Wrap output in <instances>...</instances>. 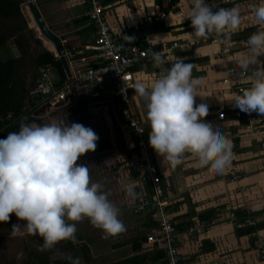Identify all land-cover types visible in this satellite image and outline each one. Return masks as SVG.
<instances>
[{
    "label": "crops",
    "instance_id": "obj_1",
    "mask_svg": "<svg viewBox=\"0 0 264 264\" xmlns=\"http://www.w3.org/2000/svg\"><path fill=\"white\" fill-rule=\"evenodd\" d=\"M28 1L30 0H19V9L23 15L24 24L26 21L27 29L33 32L34 37L41 42L42 48L46 51L45 54L50 57L48 64L40 66L48 65L49 68H55L53 79L63 82L67 74L57 58L54 46L41 35L25 7V3ZM31 1L35 2L46 26L60 38L67 63L94 56V53L87 48L94 42V28L83 16L85 0ZM224 1L226 4L235 2L241 5L243 14L241 25L232 31V35L241 36L243 31L247 30L248 34L247 36L245 34L244 42L240 46L225 40V38H230L225 36L227 27L219 30L222 33L220 36L223 37L221 45L209 44L207 38H189L187 33L193 29L190 20L185 17L190 0H170L168 7L164 10L165 18H155L153 20L155 22L152 23L149 21V14L153 6L152 0H102L105 19L116 34L130 35L148 28L152 31L151 38L154 37L155 44L171 45L173 42H177L179 45L167 58L163 68L158 69L151 64H145L138 70L136 83L144 82L146 86L150 85L153 79L169 69L177 59L183 58L186 63L191 62L193 65L192 76L199 81L198 96L195 99L197 102L200 98L209 100L211 105L208 111L202 112L201 115L218 124L224 135L231 133L234 136L233 161H230V164L221 173L211 170L210 163H203L199 153L195 150L186 151L182 156L181 163L172 167L148 145L151 162L157 168L162 179V188L169 189L166 196L167 212L179 229L191 224L195 219L215 218V212L226 211L225 215H227L232 209L249 212L264 208V125L261 130L256 131V128L247 126L242 120L229 118L228 114L227 119L223 122L217 119L219 109L233 107L231 101H228L233 95V88L223 83L226 78L227 63L230 61L239 67L238 53L246 48L245 42L249 35L257 30H264V26L257 24L251 16V6L258 4L260 0ZM205 3L208 4L209 0H205ZM70 53L73 56L70 57ZM258 59L264 61V54L260 55ZM28 60L32 63L33 71L36 74L37 67L30 59ZM57 63L61 64V70L56 67ZM35 76H32L30 84ZM243 82L247 88L250 86L248 74L243 78ZM133 95L137 106L142 100L136 92ZM84 106L90 109H95L94 106H97L100 109L98 112L100 120L106 121V123L111 122L114 128L119 131L121 146L115 153L120 160L122 155L119 152L128 140L124 117L115 114L112 108H109V115H106L101 110L97 98L90 93L86 86H77L74 89V98L69 101V105L53 115H58L66 120L71 114L82 112ZM73 117L72 120L75 121L76 117ZM69 119L72 123L71 118ZM149 130L148 127L147 132ZM232 170H235L238 175L235 180L229 174ZM112 178V186L108 190H117L116 192L121 194L125 185H133L137 194L145 190L144 186L140 188L141 186L136 183L133 177L126 174V171L116 176L113 174ZM260 182H262V190H254ZM146 188L149 189V187ZM120 190L122 192H119ZM147 192L149 195L150 192L148 190ZM116 195L113 197V201L119 202L121 205L119 210L122 213L119 211L118 217L124 223L125 230L123 232L104 238L102 234L92 233L89 230L84 238L77 239L78 241L76 238L70 240L73 247L71 250L65 246L62 240L57 242L53 248L49 249L53 250L50 254L51 258H49L58 262L56 264H71L68 257H79L81 264H160L163 256L161 245H150L144 240L150 234H158L155 223L148 222L151 220L147 219L145 212L123 211L122 206L130 199L126 198L122 201L118 198L119 195ZM221 219L203 234L181 240L178 247L181 257L180 264H264V261H258V251L253 248L256 240L264 239V220L258 221L261 226L254 233L238 235L237 227L227 224ZM23 225L24 223L21 227ZM131 226L134 228L132 229ZM11 238L0 239V246L11 243ZM67 259L69 262L66 261ZM30 264H38V262L30 261Z\"/></svg>",
    "mask_w": 264,
    "mask_h": 264
},
{
    "label": "clouds",
    "instance_id": "obj_2",
    "mask_svg": "<svg viewBox=\"0 0 264 264\" xmlns=\"http://www.w3.org/2000/svg\"><path fill=\"white\" fill-rule=\"evenodd\" d=\"M251 16L264 26V0L251 6ZM185 18L193 29L187 33L191 39L207 38L225 27V36L230 37L241 25L243 14L239 3L222 4L213 11L205 0H190ZM124 38L131 41L134 36ZM245 43L237 63L248 74L250 86L228 101L244 113L264 116V61L258 59L264 54V30L250 34ZM152 60L155 66L164 63L159 51H152ZM192 68L191 62L180 58L150 85H133L143 101L150 129L148 144L172 167L181 163L186 151L195 150L203 163L221 173L232 159L231 141L218 124L201 115L211 105L202 98L196 101L199 81L193 78ZM97 140L91 127L64 119L21 123L17 131L0 138V222L8 221L10 213L26 221L22 227L13 224L11 235L39 236L38 249L43 251L61 240H74L75 222L84 218L102 230L104 238L125 230L108 193L100 190L99 182H90L88 165L76 163L84 153L95 150ZM124 191L130 200L136 198L133 185H125ZM68 259L81 264L79 257Z\"/></svg>",
    "mask_w": 264,
    "mask_h": 264
},
{
    "label": "built area",
    "instance_id": "obj_3",
    "mask_svg": "<svg viewBox=\"0 0 264 264\" xmlns=\"http://www.w3.org/2000/svg\"><path fill=\"white\" fill-rule=\"evenodd\" d=\"M153 6L150 12V23L156 19H164L165 9L170 0H152ZM226 4L224 0H209L208 5L216 8ZM105 8L102 0H85L83 10L84 18L94 28V42L87 46L94 56L87 59L74 60L68 64L70 76H66L65 81L58 82L53 79L49 72V66H39L36 69V77L29 86L26 96V112L21 118L39 120L53 115L58 111L64 110L69 101L74 98V89L77 86H86L92 95L97 98L102 111L109 115V108L115 114L122 115L128 131L123 149L119 152L127 160L126 166L135 173V179L145 188L136 195L134 200L127 201L122 210L130 213H139L144 210L150 213L151 220L155 223L158 231L157 235L150 234L146 237V243L154 246L161 245L163 256L160 264H180L179 244L184 238H189L203 234L208 228L216 225L219 218L198 219L191 224L179 229L167 212V200L169 189L162 188L161 179L157 168L153 165L150 158L148 144L146 142V132L148 124L145 120V109L143 101L136 106L134 101L136 84V73L145 64L153 66L152 51H159L164 59V63L173 51L178 48V43L171 45L155 44L151 39L152 31L145 28L142 32H133L128 36L134 39L127 41L124 35L116 34L107 23ZM154 19H153V18ZM208 43L221 45L218 34L213 32L207 37ZM224 52V51H223ZM68 55V54H67ZM73 54L70 53V57ZM155 66L161 69L164 65ZM226 78L224 84L233 88V94L240 93L247 88L243 78L247 75L237 64L227 63L225 67ZM156 74V73H155ZM229 118L242 120L249 127L261 130L264 125V116L256 112L244 113L235 107L221 108L217 112V119L221 122ZM6 118H11L8 114ZM0 116V122H3ZM20 119L16 117L15 120ZM13 120L12 122H14ZM7 127L4 124L0 132ZM225 136L231 141V152L234 150V136L226 133ZM137 174V176H136ZM230 177L235 180L238 178L235 170L230 171ZM137 184V185H138ZM146 187H149L146 193ZM230 210L227 213L229 223L237 228L254 226L258 220L250 216L240 221L237 215ZM255 248L261 261H264V243L258 239L255 241Z\"/></svg>",
    "mask_w": 264,
    "mask_h": 264
},
{
    "label": "rangeland",
    "instance_id": "obj_4",
    "mask_svg": "<svg viewBox=\"0 0 264 264\" xmlns=\"http://www.w3.org/2000/svg\"><path fill=\"white\" fill-rule=\"evenodd\" d=\"M25 7H27V3H25ZM25 24H26V21H25ZM25 24H24L23 17H19V18L8 17L5 19H0V32L9 34L6 40L5 46L0 49V54L2 58H6V57L8 58L12 56L16 59H20V57L25 53V59H26L25 82L29 86L32 76L36 75L35 72L33 71L32 63L28 60L29 57L27 56L28 54L26 53V51L21 49V46L18 44L16 40V37L13 34H11L10 31H8L15 27H19L23 29L25 26L27 28V24L26 25ZM219 30L220 29L216 30L215 33L218 34V37L222 43L221 38L223 37L220 36L222 35V33H220ZM245 34L247 36L248 34L247 30L243 31V34L241 36H234L233 34L230 36V38L228 39L225 38V40L227 42H233V45L240 46L244 42ZM226 41L223 40V42H226ZM54 71H55V68L53 67L49 68V72L51 76L55 74ZM94 107L95 109H90L84 106L82 108L83 110L82 112L78 114H73V115L71 114L72 116L76 117V120L74 122H78L87 127H91L98 135V140L96 142L95 150L84 153L82 156L78 158L76 163L88 165L90 182H99L102 185L100 190L107 192L109 200H111L114 203V205L119 209L121 205H119L120 204L119 202L115 203L113 201V197H116L117 196L116 194H118L119 195L118 198H120L122 201L126 200L127 197H126L125 191L122 192V190H120L119 192H122L120 194L116 192L117 190H108V189L111 188L112 186V182H113L112 175L114 174L116 176L126 171L125 167L122 165V162L118 160L119 158L117 154L115 153L121 146L120 145L121 135H119V131H117L114 128L111 122L106 123V121L100 120L99 118L100 116L98 114L100 109L97 106H94ZM57 120H63V119L62 117H59L58 115H56L50 119H47L46 117L41 118L39 119V122L40 124H46V123H50L52 121H57ZM65 122L70 124L69 117L66 118ZM232 158H233V155H232ZM232 161L233 159H231V162ZM254 190H262V182H260V184H258V187ZM119 213H122V212L120 211ZM219 213L220 214L218 216L219 218H222L221 221H224L227 224H230L229 221L227 220V215H225L226 211H222ZM245 214L250 216L252 219H256L258 221L264 220V208L262 210H254V211H249V212L247 211L245 212ZM136 216L138 217L137 214ZM75 223H76V232H75L76 240L84 238L85 234L88 233L89 230H91L92 233L102 234V230L93 227L88 222L87 218H84L81 221L75 222ZM7 226H8L7 221L0 222V236L8 233L4 231V229H1V228L7 229ZM131 228L133 229L134 227L131 226ZM23 237H21V235H18L17 237H12L14 241L11 238V243H9L10 245H12V248H10V245L8 243L5 244L4 246H0V264H5L9 261H11L9 263H12V264L15 262H17V264H24L25 262H27V259L29 257L31 261H36L39 264V257L37 256L33 257L31 253L34 250L36 252H39L38 245L41 243L42 240L38 241V243H35L34 241L36 240V238L37 239H42V238L39 236H33V235H27V234L23 235ZM262 241L264 243V239ZM253 248H255V244L253 245ZM8 250H10L11 253H9ZM257 258H258V261H261L258 256Z\"/></svg>",
    "mask_w": 264,
    "mask_h": 264
},
{
    "label": "trees",
    "instance_id": "obj_5",
    "mask_svg": "<svg viewBox=\"0 0 264 264\" xmlns=\"http://www.w3.org/2000/svg\"><path fill=\"white\" fill-rule=\"evenodd\" d=\"M19 5H20L19 0H0V19H5L6 17H13V18L22 17L20 13ZM8 31H10V33L16 37L18 44L21 46L23 50L26 51V53L29 56V59L34 63V65L36 67L42 65L40 58L43 54L46 53V51L42 48L41 42L34 37L33 32L27 29L26 27L23 29L19 27H15ZM8 36L9 34L0 32V49L5 46ZM165 63L164 65H166ZM164 65L162 66V68L164 67ZM56 67L58 68V70H61L60 63H57ZM25 74H26L25 53L20 57V59H16L12 56L8 58L7 57L2 58L0 54V116L4 118L3 122H0V128H2L4 124L8 125L7 127L5 126V128L0 132V138H5L10 131H17L21 123H36V124L40 123L39 120L36 119L21 118L24 115H26L25 104H26L27 91L29 90L28 89L29 86L25 82ZM8 114L11 116V118H6ZM16 117H20V119L15 120ZM52 117L53 115H51L48 119ZM13 120L15 121L12 122ZM147 133L148 132H146V142L148 144ZM122 157L123 156H121L120 161L122 162V165L126 169V174H128L130 177H133L135 179V173L126 166L128 158L126 160L125 158ZM135 181L137 183V178L135 179ZM161 183H162V179H161ZM146 190H151V189H146ZM233 211L235 212L237 218L240 221H242L243 218L245 219L247 216V214H245V211L243 212L236 209H234ZM143 212L146 213L147 219L151 220L150 213L146 210L140 213ZM219 214H220L219 212L218 213L215 212L214 216L219 217L218 216ZM148 222L152 223V220ZM260 226L261 225L256 224L254 226L237 228V234L238 235L252 234ZM144 240L146 241L145 238ZM62 241L68 249L70 250L73 249L70 240H62ZM52 252L53 250L48 249L44 251V253L42 252L37 253L34 250L31 253V255L32 256L36 255L37 257H41V255H44L43 256L44 258H40L41 264H56L58 262H54L49 258ZM66 261H68V259Z\"/></svg>",
    "mask_w": 264,
    "mask_h": 264
},
{
    "label": "water",
    "instance_id": "obj_6",
    "mask_svg": "<svg viewBox=\"0 0 264 264\" xmlns=\"http://www.w3.org/2000/svg\"><path fill=\"white\" fill-rule=\"evenodd\" d=\"M27 10L30 13L31 17L33 18L38 30L40 31L41 35L48 40L55 48L57 58L59 59L60 63L63 66V69L67 76H70L68 64L66 61V54L64 47L61 43V40L58 36H56L45 24L42 16L40 15L36 4L34 1L27 2ZM42 64H48L50 61V57L48 54H43L40 58Z\"/></svg>",
    "mask_w": 264,
    "mask_h": 264
},
{
    "label": "flooded vegetation",
    "instance_id": "obj_7",
    "mask_svg": "<svg viewBox=\"0 0 264 264\" xmlns=\"http://www.w3.org/2000/svg\"><path fill=\"white\" fill-rule=\"evenodd\" d=\"M51 116V115H50ZM50 116H47L46 118L48 119ZM53 116H56V115H53ZM53 118V117H52ZM69 118H71V121H73L74 122V120H72L74 117L71 115ZM40 124V123H39ZM10 215V219L7 221V224H8V226H7V229H5V228H1V229H4V231H6V232H8L7 234H3V235H1L0 236V239H3V238H11V237H16V235L15 236H13V235H11L10 233H11V228H12V225L13 224H19L20 226L24 223H26L24 220H19L17 217H15V215L14 214H12V213H10L9 214ZM5 232V233H6ZM18 235H21V234H18ZM21 237H23V235H21ZM24 238V237H23ZM40 240H42V239H37L36 238V240H35V243H38V241H40ZM41 243H42V241H41ZM44 251L45 250H43V251H41V250H39V252H42V253H44ZM8 252L9 253H11V251L10 250H8ZM39 252H37V253H39ZM41 253V254H42ZM44 255H41V257H39V259L40 258H44L43 257ZM51 258V257H50ZM30 261H31V259H30V257L27 259V262H25L24 264H30ZM40 261V264H41V260H39ZM9 262H11V261H9ZM9 262H7L8 264H9ZM7 263H5V264H7ZM13 264H17V262H15V263H13Z\"/></svg>",
    "mask_w": 264,
    "mask_h": 264
}]
</instances>
